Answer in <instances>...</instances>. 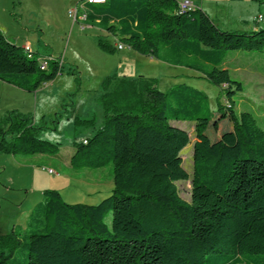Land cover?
Returning a JSON list of instances; mask_svg holds the SVG:
<instances>
[{
  "label": "trees",
  "instance_id": "obj_1",
  "mask_svg": "<svg viewBox=\"0 0 264 264\" xmlns=\"http://www.w3.org/2000/svg\"><path fill=\"white\" fill-rule=\"evenodd\" d=\"M178 1L80 0L79 13L133 51L218 87L217 113L204 91L185 82L161 91L151 78H106L103 122L75 144L70 164L101 167L111 159V193L94 204L68 203L44 189L25 220L27 264H264V131L252 113L233 110L242 84L221 66L227 51H264V27L255 19L248 30L220 29L200 7L181 11ZM23 52L0 29V81L31 93L61 73L58 59ZM215 115L229 126L208 139ZM179 121L193 123L196 136L190 202L175 184L189 178L181 151L190 139L173 124ZM40 129L29 114L8 111L0 152L54 146L38 138ZM19 236L0 234V264L10 262Z\"/></svg>",
  "mask_w": 264,
  "mask_h": 264
},
{
  "label": "rangeland",
  "instance_id": "obj_2",
  "mask_svg": "<svg viewBox=\"0 0 264 264\" xmlns=\"http://www.w3.org/2000/svg\"><path fill=\"white\" fill-rule=\"evenodd\" d=\"M79 1L0 0V29L5 38L21 47L22 54L28 47L35 56L54 57L62 66L52 81L31 93L0 81V118L10 110L29 114L41 127L38 138L54 144L34 154L0 152V234L15 230L21 239L8 264H27L25 220L44 189H56L68 203L94 204L111 193V159L101 167L70 164L75 144L90 138L103 122L99 99L106 78H151L161 91L185 82L206 93L215 114L216 99L222 95L204 79L189 77L193 70L139 54L120 44L118 37L84 24ZM191 1L220 29L248 30L259 14L262 19L257 25L264 27V0ZM221 66L242 84V90L232 96L233 110L252 113L264 131V51H227ZM228 123L215 115L205 136H217ZM173 124L186 130L190 139L181 151L189 178L175 183L180 197L190 202L194 126L185 121ZM110 218V213L104 218L108 227Z\"/></svg>",
  "mask_w": 264,
  "mask_h": 264
},
{
  "label": "built area",
  "instance_id": "obj_3",
  "mask_svg": "<svg viewBox=\"0 0 264 264\" xmlns=\"http://www.w3.org/2000/svg\"><path fill=\"white\" fill-rule=\"evenodd\" d=\"M87 1L89 2V1H92V0H87ZM95 1L99 2V1H102V0H95ZM178 4H179V9L181 11L187 10V9L193 7V5H194L191 0H179ZM260 19H262V16L259 14L257 16V20L259 21ZM118 47L121 48L122 45H118ZM25 49L30 51V49L28 47H25ZM49 172L52 173V170H49Z\"/></svg>",
  "mask_w": 264,
  "mask_h": 264
},
{
  "label": "crops",
  "instance_id": "obj_4",
  "mask_svg": "<svg viewBox=\"0 0 264 264\" xmlns=\"http://www.w3.org/2000/svg\"><path fill=\"white\" fill-rule=\"evenodd\" d=\"M2 82V81H1Z\"/></svg>",
  "mask_w": 264,
  "mask_h": 264
}]
</instances>
